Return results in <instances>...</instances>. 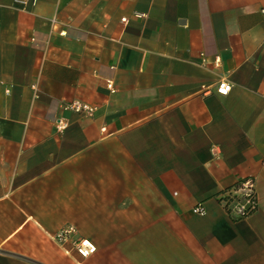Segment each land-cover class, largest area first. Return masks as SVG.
<instances>
[{
  "label": "crops",
  "instance_id": "obj_1",
  "mask_svg": "<svg viewBox=\"0 0 264 264\" xmlns=\"http://www.w3.org/2000/svg\"><path fill=\"white\" fill-rule=\"evenodd\" d=\"M261 7L0 0V264H264ZM248 177L234 219L220 194ZM65 224L96 252L56 243Z\"/></svg>",
  "mask_w": 264,
  "mask_h": 264
},
{
  "label": "built area",
  "instance_id": "obj_2",
  "mask_svg": "<svg viewBox=\"0 0 264 264\" xmlns=\"http://www.w3.org/2000/svg\"><path fill=\"white\" fill-rule=\"evenodd\" d=\"M264 14V7L259 9ZM125 21V19H122ZM219 63V58H215V64ZM106 87L109 92L113 93L116 86L113 81L106 80ZM231 89V84L227 80H220L216 84V91L219 94L225 95ZM61 109L64 111H72L85 117H92L96 107L86 101L74 99L61 104ZM57 130L63 131L68 121L63 116H57L54 120ZM224 210L234 219H241L251 214L257 206V198L254 193V182L252 178H244L234 184L229 190L220 194L219 198ZM192 212L195 214H204L205 208L201 203L192 207ZM56 243L64 247L69 243L71 248L81 257L88 258L96 252L95 243L88 237H83L78 234L77 227L74 224H65L61 226L52 236Z\"/></svg>",
  "mask_w": 264,
  "mask_h": 264
}]
</instances>
